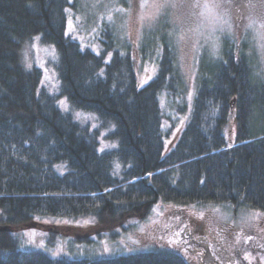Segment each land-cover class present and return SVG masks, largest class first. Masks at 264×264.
Segmentation results:
<instances>
[{"label": "trees", "instance_id": "16d2710c", "mask_svg": "<svg viewBox=\"0 0 264 264\" xmlns=\"http://www.w3.org/2000/svg\"><path fill=\"white\" fill-rule=\"evenodd\" d=\"M76 6L0 0V264H190L168 250L92 258L20 247L15 230L36 218L122 224L158 202L264 212V80L254 74L249 43L225 38L219 59L201 62L189 121L166 152L160 95L175 100L182 83L163 23L142 41L143 55L159 50L161 59L158 75L140 88L132 47L119 43L109 24L100 28L98 54L66 35L65 9ZM36 36L58 54L59 93L41 88L42 70L21 61L23 44ZM62 98L95 114L99 126L76 120ZM233 109L230 144L225 129ZM109 127L103 140L117 144L101 151Z\"/></svg>", "mask_w": 264, "mask_h": 264}, {"label": "rangeland", "instance_id": "374dc122", "mask_svg": "<svg viewBox=\"0 0 264 264\" xmlns=\"http://www.w3.org/2000/svg\"><path fill=\"white\" fill-rule=\"evenodd\" d=\"M157 2L162 0H77L76 10L68 8L69 11H67L68 20L72 19L73 30H69L67 23L66 32L67 35L80 41L83 47H89L94 52L100 53L99 31L103 22L109 24L115 32L116 40L132 47L138 86L141 88V84L147 85L158 75L161 59L159 50H149L147 55H143L142 41L146 34L163 23V26L159 28L163 29L162 33H165L164 29L167 31L173 45L176 70L182 83L181 95L176 96L175 100L165 92L160 95V105L167 118L163 125L166 130H169V136L166 139L167 152L179 141L189 121L198 88L201 62L217 61L222 55L225 38L229 37L238 42L246 40L249 43L250 56L254 62V74L256 73L264 80V27L260 24V20L264 19V0H230L232 6L224 19L228 20L232 30L228 32L225 28L224 32L217 30L214 33L213 26L217 24V21L212 16L207 19L193 16L190 19L177 20L176 17L182 16V13L187 11L179 7L159 10L156 18L151 21V26L147 22L141 24L142 13L148 15L156 10L150 7L141 9L139 5H151ZM118 8L124 11H116ZM109 15L112 16L111 22L107 19ZM250 19L256 20L257 23L252 28H246ZM191 29L196 31L193 32ZM181 36H184V39L178 43V38ZM36 37L23 44L20 50L21 61L27 69L37 67L42 70L41 88H46L51 93H59L58 54L54 46L46 45L41 39H35ZM213 37H218V51L215 55L212 54L209 42ZM110 57L108 55L107 59L109 60ZM26 63L32 66L29 68ZM189 93H191L190 100ZM63 100L66 99L62 98L60 101ZM62 108H67V112L72 113L74 118L82 124H89L92 128L99 126V120L95 114L74 110L67 100ZM76 113L80 116L77 117ZM112 130V127L102 130L101 148L110 149L106 146L115 144L109 139L103 140V136ZM236 132L237 121L235 109H233L225 129L230 144L235 141ZM152 207L150 213H146L145 207L139 219H128L122 224L99 223L92 216L75 219L36 218L32 226L15 230V232L20 239L22 249L41 250L56 257L99 258L148 250H168L180 254L190 264H198L196 257H191L187 250H182V241L172 228L175 218L185 216L192 225L203 223L206 231L213 237L219 231L227 233L228 243L240 254L239 258L247 256L248 262H258V259L261 261V257H264V245L258 244L254 249L252 246H249L250 248L241 246L242 235L250 229L251 225H257V228L259 225L264 227V215H258L252 219L255 214H264V212L228 205L179 206L162 202ZM180 231L186 233L183 227ZM187 241L190 240L187 239Z\"/></svg>", "mask_w": 264, "mask_h": 264}, {"label": "flooded vegetation", "instance_id": "af4514ba", "mask_svg": "<svg viewBox=\"0 0 264 264\" xmlns=\"http://www.w3.org/2000/svg\"><path fill=\"white\" fill-rule=\"evenodd\" d=\"M172 224L174 233H179L178 238L183 244L182 250H187L191 257H196L198 264H261L259 259L258 262H248L243 256L239 258L240 254L235 248L230 247L227 233L223 231H219L213 237L206 231L203 223L192 225L185 216L175 218ZM256 226L253 224L249 230L244 232L241 246H252L254 249L258 244L264 245V227L263 225H259V228ZM181 227L186 229V233L180 231ZM249 237L251 239H248Z\"/></svg>", "mask_w": 264, "mask_h": 264}, {"label": "snow or ice", "instance_id": "6c2138e0", "mask_svg": "<svg viewBox=\"0 0 264 264\" xmlns=\"http://www.w3.org/2000/svg\"><path fill=\"white\" fill-rule=\"evenodd\" d=\"M231 6L232 5L230 3V0H204V2H201V0H178V2H173V0H162V2L153 3L151 5H148V4L139 5L141 9H144L145 7H150L156 10L155 12L148 14V15H145L142 13L140 16V21H141V24H144L145 22H147L149 26H151V21H153L156 18V15L158 14L159 10L166 9L168 7H179L180 9H186L187 11L186 13H182V16L176 17L177 20H181L182 18L190 19L193 16H199L204 19H207L209 16H212L217 21V24L213 26V33L216 32L217 30H219L220 32H224L225 28L227 29L228 32H231L232 26L229 24L228 20L224 19V17L229 14V10ZM65 11H69V9H65ZM116 11L122 12L124 11V9L118 8L116 9ZM107 19L109 22H111L112 16L109 15ZM256 23H257L256 20L250 19L246 28H252L253 25ZM260 24L262 27H264V19L260 20ZM68 28L70 31L73 30V23H72L71 18H69L68 20ZM191 31L195 32L196 29H191ZM35 39L38 40L40 38L36 37ZM183 39H184V36H181L178 38L177 42L179 43L183 41ZM217 40H218V37H213L209 41L213 55H215L218 51ZM108 55L110 57L111 53H109ZM26 66L30 68L32 65L26 63ZM102 74H103V70H101V75ZM141 87H143V84H141ZM190 99H191V93H189V100ZM65 104H66V100L60 101L61 107H64ZM64 110L67 111L68 109L65 108ZM76 116L79 117L80 114L76 113ZM106 147L115 148L116 145L111 144V145H107ZM101 151H104V149L102 148ZM118 167L119 166L117 165V168ZM148 175L151 176L152 173H149ZM105 191H110V189H106ZM258 215H264V214L257 213L252 217V219H255V217ZM201 218H203V214H201ZM85 223H87V221H85ZM176 235L179 236V233H176ZM248 239H251V237H249ZM245 258L247 259L248 257L246 256ZM261 261H262V264H264V257H261Z\"/></svg>", "mask_w": 264, "mask_h": 264}]
</instances>
